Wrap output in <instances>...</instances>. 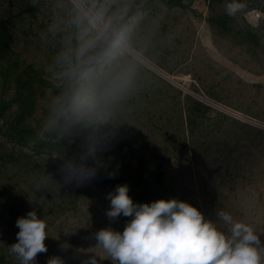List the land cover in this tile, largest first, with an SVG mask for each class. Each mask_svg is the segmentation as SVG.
Listing matches in <instances>:
<instances>
[{
    "label": "rangeland",
    "instance_id": "374dc122",
    "mask_svg": "<svg viewBox=\"0 0 264 264\" xmlns=\"http://www.w3.org/2000/svg\"><path fill=\"white\" fill-rule=\"evenodd\" d=\"M240 2L246 7L234 16L236 25L253 28L258 47L240 46L211 25L210 17L225 12L228 1L212 6L208 0H84L87 9L104 6L106 18L120 14L116 28L127 29L125 50L115 59L93 65L87 56L80 58L90 66L84 88L102 91L110 78L134 67L127 89L85 119L102 125L90 157L118 170L127 144L132 151L128 174L143 173L152 183L162 166L168 199L190 203L227 233L230 226L217 216L224 210L250 224L264 245V0ZM10 15L14 53L49 82L39 89L27 118L41 131L62 114L54 86L72 75L79 32L74 0H0V16ZM13 86L4 89L0 77V97L11 98ZM16 107L12 103L6 118ZM6 118L0 117V126ZM3 140L0 132V147ZM42 157L54 171L49 189L37 183L35 169L19 170L0 158V193L6 184V200L35 208L47 224V252L33 264H49L54 257L63 264H88L90 258L111 264L95 233L105 228L122 232L132 217L109 220L110 191L104 185L57 152ZM1 204L0 249L8 253L19 229Z\"/></svg>",
    "mask_w": 264,
    "mask_h": 264
},
{
    "label": "clouds",
    "instance_id": "9594fccd",
    "mask_svg": "<svg viewBox=\"0 0 264 264\" xmlns=\"http://www.w3.org/2000/svg\"><path fill=\"white\" fill-rule=\"evenodd\" d=\"M74 6L73 23L79 29L75 49L78 62L87 56L88 64L102 65L125 50L127 29L116 28L122 18L120 14L106 18L104 6L87 9L84 0H74ZM245 7L240 0H231L225 10L228 16H235ZM133 76L134 67L129 65L110 78L102 91L91 86L78 93L73 98L75 119L82 120L100 104L117 99L131 84ZM89 175L94 176L95 171ZM113 177L114 173H110L109 178ZM128 193L129 186L120 184L107 195L109 220L121 215L132 217L123 231L105 228L95 233L98 246L106 252L111 264H264L260 236L250 224L234 220L230 213L217 212L219 219L230 226L226 233L186 201L172 198L135 204ZM16 226L18 242L10 246V252L20 264H33L38 254L47 252L46 221L32 210L26 217L18 218ZM49 264H63V261L54 257ZM88 264L97 261L90 258Z\"/></svg>",
    "mask_w": 264,
    "mask_h": 264
},
{
    "label": "trees",
    "instance_id": "16d2710c",
    "mask_svg": "<svg viewBox=\"0 0 264 264\" xmlns=\"http://www.w3.org/2000/svg\"><path fill=\"white\" fill-rule=\"evenodd\" d=\"M182 0H167L168 3L179 4ZM213 6L215 3L231 2V0H208ZM11 3V2H10ZM30 11H35V6L29 5ZM213 28L222 34H228L240 46L258 47L260 37L253 28H239L234 16H228L226 11L213 14L210 17ZM14 21L12 16H0V77L2 87L7 89L14 82V94L8 100L0 97V117L6 118V110L11 109L12 103L17 107L12 116L6 118L0 126V132L5 140L0 147V158L5 163L16 165L19 170L22 166L35 169L38 173L37 183L41 188L49 189L54 183V171L46 165L43 155L57 152L69 164H74L95 181L104 185L113 192L117 185L127 184L129 196L135 204L151 203L156 200H169L166 195L165 170L159 166L153 175L152 183L143 173L128 174L131 167L130 154L132 151L127 144L122 146L121 164L118 170L111 171L100 161L89 156L91 149L96 147L95 138L101 135L102 125L99 120L82 119L77 121L73 116V98L85 88L82 84L84 75L90 66L84 62L73 59L72 75L66 76L54 90L60 95L62 101V114L41 131H36L27 123V118L32 115L37 100L39 89L49 84L34 67L24 64L14 53L12 43ZM20 146L8 147L6 141ZM140 158V162H141ZM145 164V163H144ZM146 165V164H145ZM114 173L113 178L109 174ZM13 178V177H11ZM4 187L0 193L2 208H6L10 215V224L17 229L18 218L26 217L27 213L35 210L25 204H17L6 200L9 196V186ZM6 194V195H5ZM5 201V202H4ZM40 203L37 202V205ZM17 240V236L15 238ZM14 244L13 240L9 242ZM0 264H18L11 252L5 253L0 249Z\"/></svg>",
    "mask_w": 264,
    "mask_h": 264
}]
</instances>
